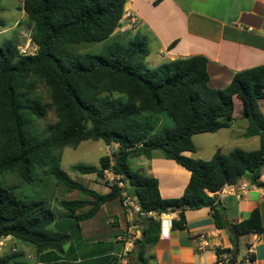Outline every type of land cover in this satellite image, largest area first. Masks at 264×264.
I'll list each match as a JSON object with an SVG mask.
<instances>
[{
  "label": "trees",
  "instance_id": "trees-1",
  "mask_svg": "<svg viewBox=\"0 0 264 264\" xmlns=\"http://www.w3.org/2000/svg\"><path fill=\"white\" fill-rule=\"evenodd\" d=\"M125 6L126 0H24L22 8L34 27L32 42L37 52L23 54L19 44L10 40L0 46V178L14 174L21 182L31 183L42 171L67 192L82 196L60 200L66 219L57 221L48 202L20 197L17 186L0 182V239L11 236L33 246L43 256L40 264H118L125 241L89 243L84 239L75 244L81 238L82 222L93 220L111 202L125 206L126 194L140 209L132 223L141 232L129 253L132 264L155 260L149 250L160 240L161 215L178 211L171 229L185 230L186 211L204 207L210 210L215 227L229 232L233 245V249H217V256L226 254V264H237L240 238L264 234V207L254 209L246 220L231 222L219 193L244 179L255 188L264 187L260 182L264 65L236 73L221 90L209 85L205 56L150 69L145 65L146 38L111 40ZM0 26H4L1 20ZM91 44H102L99 55L74 50ZM42 87L49 93V104L44 102ZM236 99L248 123L244 136H258L259 148H237L228 154L218 150L211 160L185 157V152L197 151L195 135L215 134L232 126ZM51 110L57 121L40 132L37 124ZM161 115L170 118L174 128L156 130L154 120ZM86 140L115 147L100 159L99 167H73L81 175L99 179L111 172L114 180L107 182V194L71 179L61 167L63 148H77ZM157 151L191 173L183 196L163 199L158 180L132 168L131 158L151 159ZM53 224L65 231H52ZM18 256L16 252L0 256V264H19Z\"/></svg>",
  "mask_w": 264,
  "mask_h": 264
},
{
  "label": "crops",
  "instance_id": "crops-1",
  "mask_svg": "<svg viewBox=\"0 0 264 264\" xmlns=\"http://www.w3.org/2000/svg\"><path fill=\"white\" fill-rule=\"evenodd\" d=\"M186 2L194 5L198 3L201 6L188 11L180 0H126L121 25L113 36L119 41L129 40L135 35L146 38L149 56L145 65L150 69L164 62L205 56L208 60L209 85L216 90L226 88L236 73L264 65V0H186ZM22 12L26 17L23 8ZM127 14H131L135 20L128 18ZM14 27H19V22H16ZM4 31L7 29L1 31L0 35ZM18 44L21 49H28V45L23 48L21 39H18ZM33 50L37 52V47ZM240 106L237 118L245 119L242 116L241 103ZM234 119H236L235 108ZM250 138L259 139L258 136ZM191 154L194 153H184L188 158H191ZM131 161L138 171L158 180L163 199L179 198L185 193L191 173L174 161L162 158L160 152H154L151 159L133 157L130 164ZM108 180H114L110 172H106L103 179L95 181L94 186L87 187L103 188L105 190L101 194H107L110 192L106 184ZM260 182L264 184V169ZM244 186H248V189L241 191ZM219 196L226 217L231 222L246 220L254 209L264 207L263 189L255 188L248 179L224 187ZM115 202L103 206L93 220L81 223V230L86 229L89 235L88 238L85 237L86 242L95 243V239L98 242L102 241L99 231L102 226L100 213ZM130 212L136 217V212L132 209H127L126 213L116 214L107 211L109 219L105 224L114 229L112 238L115 241L126 240L121 254L124 248L132 250L135 247L131 242H127L130 238L127 234L134 229L137 230V226L129 224L133 220ZM110 215L113 218L109 217ZM168 216L176 219L178 211ZM186 217L185 230L170 229L167 233L166 229L157 245L149 250V254L155 256L152 264H216L217 249H233L229 232L215 227L207 207L186 211ZM137 233L140 238V229ZM201 236H206L208 242L206 248H201ZM13 240L11 236L0 239V242H3V246H0V256H6L9 247L12 250L13 245L10 244ZM251 246L255 250L252 257L253 264H264V234L253 233L240 238L237 263L252 264L245 261ZM40 260H43V256L37 255L38 264Z\"/></svg>",
  "mask_w": 264,
  "mask_h": 264
},
{
  "label": "rangeland",
  "instance_id": "rangeland-1",
  "mask_svg": "<svg viewBox=\"0 0 264 264\" xmlns=\"http://www.w3.org/2000/svg\"><path fill=\"white\" fill-rule=\"evenodd\" d=\"M180 3L186 8L188 11L193 9H198L201 5L196 3L195 5L191 2H186V0H180ZM22 4H24V0H1L0 3V20L4 23V26H0V32L7 29L0 35V46L6 41H15L18 43V39H21V44L28 45V49H21L24 51V54H32L35 52L36 47L32 43V34H33V25L28 20L27 16L25 17L22 12ZM226 7V6H225ZM205 8V7H204ZM220 12V11H217ZM16 22H19V27H14ZM21 35L20 37L18 36ZM115 37L112 36L111 40ZM126 41V40H123ZM102 44H91V45H81L75 46L74 50L78 52L84 53H93L95 55H99L101 53ZM22 52V51H21ZM44 97V102L46 104L50 103V96L48 91L42 87L40 89ZM235 117L233 120L231 129L223 130L215 135L210 134H198L193 137L194 144L197 148V152L191 154L190 157L197 159H209L211 160L212 156L215 155L218 150H221L223 154H228L231 150L234 149H243L246 151L258 149L260 146L259 139L254 138H246L244 134L246 133L247 122L245 119L237 118L239 115L240 101L236 99L235 101ZM262 107L264 110V103H262ZM263 112V111H262ZM147 115L143 117L145 119ZM57 121L56 115L53 110L49 111L47 117L45 119L39 120L37 124V128L40 132L45 131L47 125L53 124ZM156 130L161 128H174L173 121L167 116H159L155 118ZM210 136V137H205ZM114 147V146H113ZM109 146H107L103 141H91L86 140L83 141L77 148L73 147H65L62 150V163L61 167L69 177L77 182L83 183L85 186H94V182L100 180L95 175H81L78 172L73 170V167L76 165H90L99 167L100 159L109 153ZM131 165L134 169H137L134 165V162L131 161ZM113 180H108L107 182H112ZM0 182H3L10 186H17V195L20 197L26 198H41L48 202L51 208L57 215V221L62 219L65 220L66 212L60 206V200H75L81 197L82 195L79 192L69 193L66 189L57 185L53 179L46 176L42 171L38 172V175L34 176L33 181L31 183H23L18 179V176L14 174H7L0 178ZM106 182V184H107ZM93 190L102 193L105 189L103 188H90ZM129 209L126 206H123L118 201L115 204L108 205L107 208L103 209L102 213H100L101 224L102 226L99 228L100 236L102 237V241L106 243H116L114 238H112L114 234V229L110 225H106L108 214L107 211L112 214H116L118 212H125ZM130 210V209H129ZM131 213V212H130ZM129 213V214H130ZM132 217V221L129 224L135 223V217L130 214ZM113 218L111 215L109 216ZM56 221V222H57ZM127 226V225H126ZM59 226H55L54 224L50 226L52 231H65V229H59ZM62 227V226H60ZM137 226V230H138ZM137 230H133V232L128 233L127 235L130 239H139V234ZM85 237H89L86 229L81 231V238L77 239L75 245H80ZM94 242H98V240H94ZM12 248L17 250L18 258L16 259L19 264H38L37 255L35 248L29 244L22 243L19 240L14 238L13 242L10 244ZM135 246V245H134ZM68 248V245L65 246V249ZM119 250L121 247H117ZM86 252L90 251V248H85ZM13 251L10 247L7 250L5 255L12 254ZM14 264V263H13ZM118 264H121L120 257Z\"/></svg>",
  "mask_w": 264,
  "mask_h": 264
},
{
  "label": "built area",
  "instance_id": "built-area-1",
  "mask_svg": "<svg viewBox=\"0 0 264 264\" xmlns=\"http://www.w3.org/2000/svg\"><path fill=\"white\" fill-rule=\"evenodd\" d=\"M127 17L130 18V19L134 18L131 14H127ZM133 20H135V19H133ZM22 52L24 54L23 50H22ZM113 151H115V147H110L109 153L111 154ZM107 172H109V171H107ZM120 187H124V185L122 183H120ZM247 189H248V186H244V187L241 188V191H245ZM261 189H263V191H264V187H262ZM124 196H125L124 205L126 207H128L129 209L135 210L136 214L140 213V209L136 205L135 200L133 198L127 196L126 194H124ZM149 215L150 216H157V213H149ZM168 215L169 214H163V215L160 216V220H161V223H162L161 224V234L162 235L164 234V231L166 229H167V233H169V230L171 229V225H172L173 219L170 216H168ZM142 216H144V214H142ZM127 242H131L132 245L133 244L135 245L136 240L129 238V239H127ZM200 245H201V248H204V247L206 248L208 246V242H207L206 236H201L200 237ZM0 246H3V242H0ZM12 251L13 252H17V250L15 248H12ZM130 252H131V249H129L127 247L124 248L123 253L120 255L121 264H132L131 260H130V255H129ZM254 252H255L254 247L253 246L249 247L248 252H247V256L245 258L246 262L253 264L252 257H253ZM228 261H229L228 256L226 254H223L220 257L217 256L216 264H226V263H228Z\"/></svg>",
  "mask_w": 264,
  "mask_h": 264
}]
</instances>
